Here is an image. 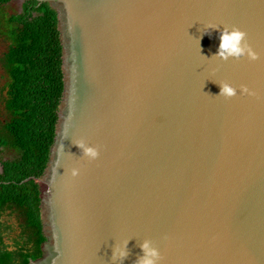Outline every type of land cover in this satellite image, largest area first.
Returning <instances> with one entry per match:
<instances>
[{
	"label": "water",
	"instance_id": "water-1",
	"mask_svg": "<svg viewBox=\"0 0 264 264\" xmlns=\"http://www.w3.org/2000/svg\"><path fill=\"white\" fill-rule=\"evenodd\" d=\"M38 1L65 91L34 264H138L145 241L157 264H264V0ZM225 27L259 59L218 57Z\"/></svg>",
	"mask_w": 264,
	"mask_h": 264
},
{
	"label": "trees",
	"instance_id": "trees-1",
	"mask_svg": "<svg viewBox=\"0 0 264 264\" xmlns=\"http://www.w3.org/2000/svg\"><path fill=\"white\" fill-rule=\"evenodd\" d=\"M8 118L0 121V264H34L47 241L37 178L46 171L65 91L58 11L38 0H0ZM32 178L30 180H27Z\"/></svg>",
	"mask_w": 264,
	"mask_h": 264
},
{
	"label": "clouds",
	"instance_id": "clouds-1",
	"mask_svg": "<svg viewBox=\"0 0 264 264\" xmlns=\"http://www.w3.org/2000/svg\"><path fill=\"white\" fill-rule=\"evenodd\" d=\"M218 27V26H215ZM220 44L218 46L217 56L223 60H228L229 57L239 59L242 56H247L250 60H258L259 54L254 48L247 42V33L237 27L228 28L225 27L220 32ZM219 96L225 98H232L237 96L238 89L232 84L224 82L220 85ZM239 92L244 95H255L254 91L246 85H241ZM77 146L82 150L83 154L89 159H96L99 155L98 149L92 146H87L83 142L77 143ZM141 249L144 255L139 258L138 264H157L159 260L160 252L157 248L151 246L150 241H145L141 245ZM119 255L121 258H126L128 255L126 245L124 248H118L115 255Z\"/></svg>",
	"mask_w": 264,
	"mask_h": 264
},
{
	"label": "rangeland",
	"instance_id": "rangeland-1",
	"mask_svg": "<svg viewBox=\"0 0 264 264\" xmlns=\"http://www.w3.org/2000/svg\"><path fill=\"white\" fill-rule=\"evenodd\" d=\"M8 46H9V42L5 39V37L0 36V60L1 58H3L4 53L7 51ZM4 70L2 69V66L0 64V81H4L5 78L7 80L9 79L8 74ZM3 76H5V78ZM1 110H2V114L0 117V121L8 118L7 112H5L4 102L0 103V112Z\"/></svg>",
	"mask_w": 264,
	"mask_h": 264
},
{
	"label": "flooded vegetation",
	"instance_id": "flooded-vegetation-1",
	"mask_svg": "<svg viewBox=\"0 0 264 264\" xmlns=\"http://www.w3.org/2000/svg\"><path fill=\"white\" fill-rule=\"evenodd\" d=\"M9 45H10V43H9ZM9 47V46H8ZM7 51H8V48H7ZM6 51V52H7ZM5 52V53H6ZM5 53H4V55H5ZM3 55V56H4ZM1 60H2V58H1ZM0 60V64H1V66H2V69L4 70V66H3V63H2V61ZM5 71V70H4ZM4 78H5V76H3ZM7 86H8V80L5 78V80L4 81H0V103L1 102H4L5 100H4V96H6L7 95ZM5 107V106H4ZM1 114H2V110H1V112H0V117H1Z\"/></svg>",
	"mask_w": 264,
	"mask_h": 264
}]
</instances>
